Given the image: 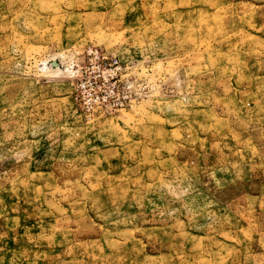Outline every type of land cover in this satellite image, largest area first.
I'll return each mask as SVG.
<instances>
[{
  "label": "rangeland",
  "instance_id": "374dc122",
  "mask_svg": "<svg viewBox=\"0 0 264 264\" xmlns=\"http://www.w3.org/2000/svg\"><path fill=\"white\" fill-rule=\"evenodd\" d=\"M0 264H264V0H0Z\"/></svg>",
  "mask_w": 264,
  "mask_h": 264
}]
</instances>
